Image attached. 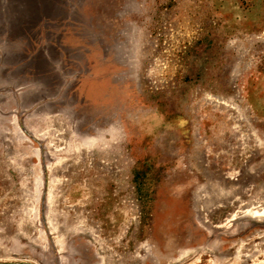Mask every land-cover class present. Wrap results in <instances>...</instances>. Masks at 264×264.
Segmentation results:
<instances>
[{"label":"rangeland","instance_id":"rangeland-1","mask_svg":"<svg viewBox=\"0 0 264 264\" xmlns=\"http://www.w3.org/2000/svg\"><path fill=\"white\" fill-rule=\"evenodd\" d=\"M69 3V102L0 79V264H264V0Z\"/></svg>","mask_w":264,"mask_h":264},{"label":"crops","instance_id":"crops-1","mask_svg":"<svg viewBox=\"0 0 264 264\" xmlns=\"http://www.w3.org/2000/svg\"><path fill=\"white\" fill-rule=\"evenodd\" d=\"M4 2L0 79L9 81V92L18 97V109L28 112L39 105L69 102L64 78L72 70L68 47L62 45L57 26L70 14L69 0Z\"/></svg>","mask_w":264,"mask_h":264},{"label":"bare ground","instance_id":"bare-ground-1","mask_svg":"<svg viewBox=\"0 0 264 264\" xmlns=\"http://www.w3.org/2000/svg\"><path fill=\"white\" fill-rule=\"evenodd\" d=\"M255 217H262L264 218V211H261V212H256L253 214Z\"/></svg>","mask_w":264,"mask_h":264}]
</instances>
